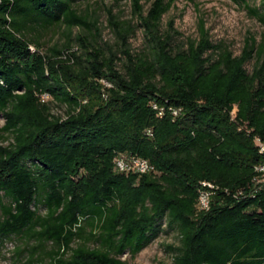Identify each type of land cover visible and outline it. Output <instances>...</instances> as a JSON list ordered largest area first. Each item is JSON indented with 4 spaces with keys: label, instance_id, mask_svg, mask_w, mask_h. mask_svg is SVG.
I'll return each instance as SVG.
<instances>
[{
    "label": "trees",
    "instance_id": "trees-1",
    "mask_svg": "<svg viewBox=\"0 0 264 264\" xmlns=\"http://www.w3.org/2000/svg\"><path fill=\"white\" fill-rule=\"evenodd\" d=\"M89 1L0 0V256L17 239L12 264H126L175 231L172 264H264L263 43L234 55L202 20L178 41L162 27L173 0H130V19L107 10L109 44ZM231 1L264 25V0ZM117 155L155 172L117 173ZM202 183L215 187L206 211Z\"/></svg>",
    "mask_w": 264,
    "mask_h": 264
},
{
    "label": "rangeland",
    "instance_id": "rangeland-1",
    "mask_svg": "<svg viewBox=\"0 0 264 264\" xmlns=\"http://www.w3.org/2000/svg\"><path fill=\"white\" fill-rule=\"evenodd\" d=\"M252 6H259L258 0H248ZM144 9L149 6V1H143ZM86 5V6H85ZM87 8L89 12L98 17L99 26L102 28V41L113 44L115 37L107 24V10L121 20L130 19V0H90L82 8ZM202 20L205 29L208 31L213 42L224 43L234 55H239L244 45V41L251 37L257 44L264 45V25L254 18H251L242 6L231 0H173L170 10L162 18V27L166 29L167 24L172 21L173 27L180 33L178 41L186 38H195L198 22ZM59 39L58 36L54 41ZM134 51H139L143 47V37L140 30L130 40ZM74 46L71 52H76ZM264 61V54L262 55ZM252 65L248 64L250 71ZM101 88L107 87L102 84ZM104 90L102 89V97ZM50 101V99L48 100ZM51 112L53 115L65 118V107L51 102ZM4 123L0 114V126ZM40 212L44 213L43 208ZM161 229H165L162 224ZM20 242L17 239L5 240L1 247L0 264H12L13 251ZM178 245L177 233L175 231H162L156 239L148 244L136 256L130 257L124 254L121 259L126 264H172V256L166 250V245Z\"/></svg>",
    "mask_w": 264,
    "mask_h": 264
},
{
    "label": "built area",
    "instance_id": "built-area-1",
    "mask_svg": "<svg viewBox=\"0 0 264 264\" xmlns=\"http://www.w3.org/2000/svg\"><path fill=\"white\" fill-rule=\"evenodd\" d=\"M33 50V48H31ZM103 84H107L103 82ZM107 87L109 85L107 84ZM41 99L43 101H48V95H42ZM152 108L158 112V116L162 117L164 114V108L158 107L155 104H152ZM168 112L173 116H177L180 112V109H175L172 107L168 108ZM236 107L233 108L230 115L233 119L235 117ZM149 137L152 136L151 131H147L146 133ZM254 145L258 148L260 155H262V160L254 165L253 170L257 174L256 177L253 179L254 188H264V142H262L258 137H254L253 139ZM114 170L117 173L122 174H136V175H143L155 172V169L147 160L141 159L136 156H124V155H117L114 160ZM206 188V189H205ZM215 187L210 183H202V189L199 191L198 196V206L199 210H208L210 201L213 195V191Z\"/></svg>",
    "mask_w": 264,
    "mask_h": 264
}]
</instances>
